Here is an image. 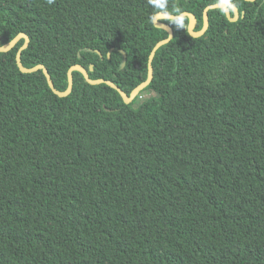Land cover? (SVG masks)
I'll return each mask as SVG.
<instances>
[{"label":"trees","instance_id":"trees-1","mask_svg":"<svg viewBox=\"0 0 264 264\" xmlns=\"http://www.w3.org/2000/svg\"><path fill=\"white\" fill-rule=\"evenodd\" d=\"M217 2L0 0V43L26 33L58 90L79 63L129 94L154 14L198 30ZM233 3L199 37L161 20L128 104L79 71L56 95L23 39L0 51V264H264V0Z\"/></svg>","mask_w":264,"mask_h":264},{"label":"water","instance_id":"water-1","mask_svg":"<svg viewBox=\"0 0 264 264\" xmlns=\"http://www.w3.org/2000/svg\"><path fill=\"white\" fill-rule=\"evenodd\" d=\"M246 1H254V0H246ZM214 8H220V5L217 3H212L207 5L204 10H203V14H202V27L198 30L195 29L196 23H197V19L196 16L188 11H183L179 14H170L168 12L165 11H158L154 14L153 16V24L155 25V27L161 28L163 30H165L167 32V37L164 39L159 40L151 49L150 54L148 56V61H147V76L146 79L141 81L139 84H137L129 94H127L123 89H121L116 83H114L113 81L109 80V79H104V78H91L89 76V71L82 66L79 63H75L73 65H71L68 70H67V87L64 90H58L52 81V78L47 70V68L45 67V65L39 63L36 64L32 67H26L22 64L21 62V52L22 50H24L29 43V36L26 33H18L16 34L10 41L1 44L0 43V51L6 52L9 51L10 49H12L15 44L20 40L23 39V43L21 44L20 47H18L16 54H15V60L17 63V66L19 68V70L23 73H29V72H33L36 70H42L43 74L46 77L48 86L50 87V89L58 96L63 97L68 95L71 90H72V85H73V75L72 72L73 71H79L82 73V75L85 78V81L89 84H101V83H105L108 86H110L111 88L115 89L116 91L119 92L120 96L122 97L124 103L128 104L130 102H132V100H134V98L139 94V92L144 89L151 81L152 77H153V66H152V59L155 55V52L157 51V49L159 47H161L162 45H164L165 43H167L172 37H173V29L172 27L166 23L163 22L161 20L163 19H176V18H182L183 17H187L188 18V25H187V31L190 34V36L192 37H199L202 36L205 31L208 28V24H209V19H208V10L210 9H214ZM233 11V16L230 14V12H225L227 18L230 21H235L238 16H239V12H238V8L235 6ZM112 48L108 51V57L110 56ZM123 54V61H122V66H124L125 62H126V54L123 50H120ZM96 52L98 54H101L100 51L96 50ZM90 70L93 69V65L90 64L89 66Z\"/></svg>","mask_w":264,"mask_h":264},{"label":"clouds","instance_id":"clouds-1","mask_svg":"<svg viewBox=\"0 0 264 264\" xmlns=\"http://www.w3.org/2000/svg\"><path fill=\"white\" fill-rule=\"evenodd\" d=\"M53 0H49V3H52ZM218 4L220 5V10L222 12H231L235 8V4L233 3V0H218ZM185 17L182 16V19H177L178 26H183Z\"/></svg>","mask_w":264,"mask_h":264}]
</instances>
